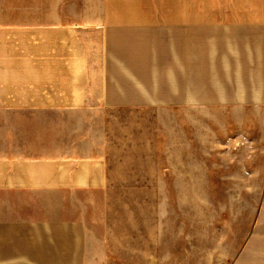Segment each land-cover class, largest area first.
<instances>
[{
	"label": "crops",
	"instance_id": "0c3cea01",
	"mask_svg": "<svg viewBox=\"0 0 264 264\" xmlns=\"http://www.w3.org/2000/svg\"><path fill=\"white\" fill-rule=\"evenodd\" d=\"M141 190L153 247L191 211L206 263L264 264V0H0L1 257Z\"/></svg>",
	"mask_w": 264,
	"mask_h": 264
},
{
	"label": "rangeland",
	"instance_id": "374dc122",
	"mask_svg": "<svg viewBox=\"0 0 264 264\" xmlns=\"http://www.w3.org/2000/svg\"><path fill=\"white\" fill-rule=\"evenodd\" d=\"M155 139L157 142L162 141V135ZM144 140V135H124L122 158H159V153L154 154ZM204 155L205 158H215L212 152ZM135 195L139 197L133 198ZM147 196V191L141 190L124 193L122 199L109 201L103 211L104 223H101V209L98 206L91 207L81 201L72 207L67 206L66 202H60L63 206L59 209L64 211V217L59 218L71 217L67 208H74L75 217L81 221L75 225H56L53 229L44 228L43 231L37 227L36 231H28L26 235L30 239L27 238V243L31 247L26 245L11 249L13 252L20 251L27 260L1 257L5 249L0 248V258L4 260L0 264H164L165 258L167 264H212L206 261L215 260V257L207 254L209 252L206 253V248H202V245L204 247L209 243L206 236L203 237L207 228L193 222L191 211L182 218L184 223L178 228L177 234H174L173 226L167 231L171 235L173 233L169 241L171 246H152L153 223L159 222V217L154 215V208L159 201L148 200ZM191 205H188L189 209ZM46 210L38 208V216L47 218Z\"/></svg>",
	"mask_w": 264,
	"mask_h": 264
}]
</instances>
